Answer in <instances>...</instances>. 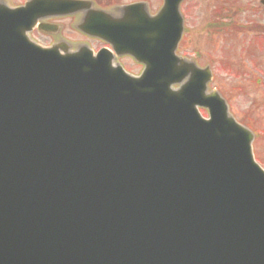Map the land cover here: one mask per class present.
Returning a JSON list of instances; mask_svg holds the SVG:
<instances>
[{
	"label": "water",
	"instance_id": "obj_1",
	"mask_svg": "<svg viewBox=\"0 0 264 264\" xmlns=\"http://www.w3.org/2000/svg\"><path fill=\"white\" fill-rule=\"evenodd\" d=\"M181 1L78 27L143 64L139 79L105 51L26 39L86 2L0 4V264H264V172L252 135L205 95L209 70L175 57Z\"/></svg>",
	"mask_w": 264,
	"mask_h": 264
},
{
	"label": "rangeland",
	"instance_id": "obj_2",
	"mask_svg": "<svg viewBox=\"0 0 264 264\" xmlns=\"http://www.w3.org/2000/svg\"><path fill=\"white\" fill-rule=\"evenodd\" d=\"M29 0H0L7 7L16 8ZM94 7L116 16L121 7L142 2L151 15L159 12L162 0H90ZM261 0H184L180 6L184 30L176 55L205 69L209 67L213 81L208 92L218 91L225 100L228 113L253 134L254 158L264 170V7ZM227 19L235 31L211 28V25ZM80 20L58 19L61 32L57 38L65 40L72 48L83 43L74 30ZM215 22V23H214ZM262 30V31H261ZM30 40L41 47L48 46L54 37L33 32ZM87 47L97 49L99 42L89 41ZM129 74L141 72L132 60L119 59ZM204 118L207 113L201 110Z\"/></svg>",
	"mask_w": 264,
	"mask_h": 264
},
{
	"label": "flooded vegetation",
	"instance_id": "obj_3",
	"mask_svg": "<svg viewBox=\"0 0 264 264\" xmlns=\"http://www.w3.org/2000/svg\"><path fill=\"white\" fill-rule=\"evenodd\" d=\"M99 48H107V47L101 45V47H99Z\"/></svg>",
	"mask_w": 264,
	"mask_h": 264
}]
</instances>
